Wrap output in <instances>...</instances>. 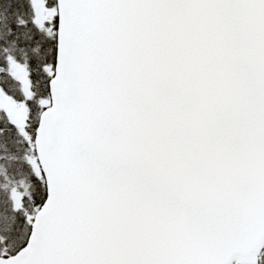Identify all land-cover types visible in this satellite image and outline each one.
Returning a JSON list of instances; mask_svg holds the SVG:
<instances>
[{
    "label": "snow or ice",
    "instance_id": "6c2138e0",
    "mask_svg": "<svg viewBox=\"0 0 264 264\" xmlns=\"http://www.w3.org/2000/svg\"><path fill=\"white\" fill-rule=\"evenodd\" d=\"M0 264H264V0H0Z\"/></svg>",
    "mask_w": 264,
    "mask_h": 264
}]
</instances>
